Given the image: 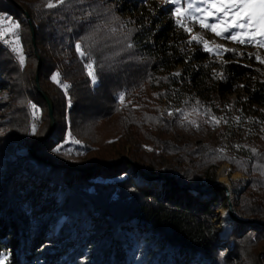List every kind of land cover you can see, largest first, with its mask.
Listing matches in <instances>:
<instances>
[{"label": "trees", "instance_id": "1", "mask_svg": "<svg viewBox=\"0 0 264 264\" xmlns=\"http://www.w3.org/2000/svg\"><path fill=\"white\" fill-rule=\"evenodd\" d=\"M46 1L0 0V91L21 88L25 69L30 106L48 115L45 134L31 141L21 162L6 160L0 174V259L10 251L5 264H264L261 64L245 53L226 52L223 62L206 65V51L186 53L183 34L154 15L136 18L126 38L107 32L103 26L112 17L94 3L47 9ZM128 10L124 1L119 11ZM37 54L40 86L52 100L56 127L35 145L51 127L49 106L37 90ZM179 65L183 74L173 79ZM235 85H243L246 97L236 104L243 122L250 117L239 133L251 162L239 169L253 178L232 203L241 220L257 223H234L224 243L213 219L228 198L209 174L213 160L164 139L173 122L161 117L160 108L171 100L181 104L191 92L202 97L218 88L212 93L224 94ZM109 121L118 123L119 132L106 142L96 129ZM39 125L29 123L28 133L37 134ZM142 173L160 176V189L136 187L132 177L146 180Z\"/></svg>", "mask_w": 264, "mask_h": 264}, {"label": "rangeland", "instance_id": "2", "mask_svg": "<svg viewBox=\"0 0 264 264\" xmlns=\"http://www.w3.org/2000/svg\"><path fill=\"white\" fill-rule=\"evenodd\" d=\"M124 1L129 7L128 15L119 11ZM65 3L72 6L94 3L105 15L112 17V22L103 26L107 32H116L126 38L134 32L135 19L138 17L154 15L165 21L169 20L185 37V41L180 42L181 49L191 55L199 48L208 53L209 59L204 64L223 62L222 55L226 52L236 55L245 53L261 64L256 69L264 74V0H47L45 6L47 9H54ZM128 47H131L130 43ZM17 48L20 52L19 45ZM242 64L249 66L246 62ZM188 66L192 68L195 63H189ZM183 68L182 65L176 67L171 77L179 79L183 74ZM24 72L25 69L21 68L22 74L19 77L21 88L17 90L13 87L0 91V174L4 171V164L7 165L6 160L12 159L16 163L22 161L31 151V141L42 133L44 135L48 125L47 110L43 107L30 106V88L23 76ZM158 73L160 77L164 76L162 70ZM242 87L243 85H235L232 91L224 94H221V91L212 93L218 89L213 88L202 97L191 92L186 94L181 104L171 100L167 105L162 103L160 108L161 117L173 122L171 133L165 135L164 139L175 143L177 147H187L188 150L194 149L202 155L210 156L213 167L209 169V174L216 180V186L228 189L226 197L229 196L232 202L237 200L240 192L247 188L253 178L248 172L239 169L241 162L247 164L251 162L247 144L241 141L239 133L241 131L239 127L250 118L247 117L243 122L244 115L239 113L240 108L236 105L238 98L241 100L246 98ZM25 118L27 121H24ZM34 122L40 123L39 130L37 134L31 135L28 133V126ZM96 132L99 138L104 139L103 141L110 142L117 136L119 126L117 122H105L98 126ZM11 148L12 151L8 155ZM129 149L130 144L125 147L124 152L129 153ZM168 164L178 166V163ZM190 166L192 167V164ZM178 173L177 170L175 174ZM222 180H226L227 184ZM146 181L132 177V183L136 187L160 189L159 181H155L158 184L156 187H145ZM204 181L203 178L202 182ZM52 214L53 212L44 215L40 222L44 223ZM226 215L230 217L228 205L218 209L213 219L218 236L224 243L229 242L228 233L233 228V223L228 222ZM55 231V228L51 230L47 241L53 237ZM233 245L234 242L231 241L229 246ZM260 245L261 249H264V240ZM224 254H229L227 247ZM10 258L11 252L8 251L0 259V264H5ZM232 264L243 263L234 260Z\"/></svg>", "mask_w": 264, "mask_h": 264}, {"label": "water", "instance_id": "3", "mask_svg": "<svg viewBox=\"0 0 264 264\" xmlns=\"http://www.w3.org/2000/svg\"><path fill=\"white\" fill-rule=\"evenodd\" d=\"M24 12H25V15H26V19H27V21H28V23L30 24V26H31V28H32V34H33V40H34V46H35V49H36V43H35V31H34V28H33V23H32V20H31V16H30V14L26 11V10H24ZM36 53H37V50H36ZM37 57H38V61H39V68H38V73H37V76H36V84H37V90L39 91V93L42 95V97L45 99V101L47 102V104H48V106H49V116H50V119H51V127H50V131H49V133L47 134V136L46 137H44L43 139H41L40 141H38V142H36V144L35 145H37V144H39V143H42V142H45L46 140H48L51 136H52V134H53V132H54V130H55V127H56V120H55V116H54V106H53V103H52V100H51V98L42 90V88H41V86H40V80H39V71H40V69H41V66H42V61H41V58H40V56L37 54ZM126 158H121V159H119L118 160V162L116 163V164H113V165H111V166H116V165H118V164H120L123 160H125ZM93 168V167H92ZM143 174V176L146 178V180L147 181H149V182H155V181H159V180H161L162 178L160 177V176H156V177H150V176H148V175H146L145 173H142ZM223 190H225V192H227L228 191V189L226 188V187H221ZM228 197V211H229V213H230V217H231V219H232V223L234 224V223H242V224H255V223H257V222H255V221H249V222H247V221H243V220H241L238 216H237V214H236V212H235V210H234V208H233V203H232V201L229 199V196H227Z\"/></svg>", "mask_w": 264, "mask_h": 264}, {"label": "bare ground", "instance_id": "4", "mask_svg": "<svg viewBox=\"0 0 264 264\" xmlns=\"http://www.w3.org/2000/svg\"><path fill=\"white\" fill-rule=\"evenodd\" d=\"M222 182L224 184H227L226 183V180H222ZM158 184L156 182H149V181H146V184H145V187H156ZM226 218L228 219V222L231 223V217H229L228 215H226ZM222 230H224V226H222Z\"/></svg>", "mask_w": 264, "mask_h": 264}]
</instances>
